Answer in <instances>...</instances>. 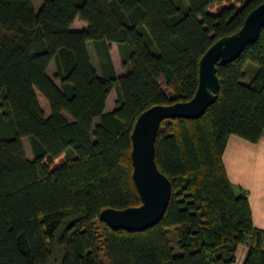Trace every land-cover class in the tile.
I'll return each mask as SVG.
<instances>
[{"label": "trees", "instance_id": "trees-1", "mask_svg": "<svg viewBox=\"0 0 264 264\" xmlns=\"http://www.w3.org/2000/svg\"><path fill=\"white\" fill-rule=\"evenodd\" d=\"M263 1L43 0L36 10L33 0H0V264H233L243 243V264H264V229L223 161L230 134L255 142L264 132V26L217 63L220 89L203 115L162 121L156 161L172 182L162 219L130 231L99 217L142 203L131 157L138 115L191 99L203 53ZM77 16L85 28H72ZM89 39L129 44L126 72L107 46L98 73ZM248 61L257 66L245 82ZM113 88L117 106L105 111Z\"/></svg>", "mask_w": 264, "mask_h": 264}, {"label": "water", "instance_id": "water-1", "mask_svg": "<svg viewBox=\"0 0 264 264\" xmlns=\"http://www.w3.org/2000/svg\"><path fill=\"white\" fill-rule=\"evenodd\" d=\"M264 26V1L253 8L235 32L213 42L199 61V83L193 97L186 101L155 104L142 111L133 126V179L142 203L125 208L105 207L99 217L112 228L144 230L162 219L172 194V182L156 161V138L165 119L198 118L215 101L220 89L217 63L235 60L245 47L255 42Z\"/></svg>", "mask_w": 264, "mask_h": 264}, {"label": "crops", "instance_id": "crops-1", "mask_svg": "<svg viewBox=\"0 0 264 264\" xmlns=\"http://www.w3.org/2000/svg\"><path fill=\"white\" fill-rule=\"evenodd\" d=\"M182 1L187 5L186 0ZM42 3L40 2L38 5L34 3L36 10L40 8ZM216 7L217 4L213 9ZM87 25L86 20L77 16L72 24V28L80 30ZM106 44L109 46V54L116 73L118 75L124 74L127 70V67L124 65L125 57L130 54L131 46L127 43H118L113 40L108 41ZM107 46L102 40L95 41L89 39L87 41L91 62L100 74L103 73ZM48 73L52 77L55 76L56 64L54 61L50 63ZM117 101V93L115 88H113L107 98L105 111L115 109ZM97 118L99 117H95L94 121ZM25 138L28 137H23V144ZM32 155L31 159L34 158L33 152ZM223 161L235 191L240 192L241 189L247 191L255 226L264 229V132L255 142L234 133L230 134L223 153ZM240 245L236 251V258L238 252L241 253L242 258H245L248 246L245 245L239 248Z\"/></svg>", "mask_w": 264, "mask_h": 264}, {"label": "rangeland", "instance_id": "rangeland-1", "mask_svg": "<svg viewBox=\"0 0 264 264\" xmlns=\"http://www.w3.org/2000/svg\"><path fill=\"white\" fill-rule=\"evenodd\" d=\"M33 1H34V3H36V5H38L40 2L41 3L43 2V0H33ZM254 65H255V67L257 66V64L254 63L253 61H248L246 63V65H245V77H244V81L245 82L250 81V79L252 78V76H253L252 74L254 72ZM162 85L166 88V91H167L168 96L172 97V96H174L176 94L175 90L173 88H171V87H167L166 86V83L164 81H162ZM65 115L67 116V118H70L71 119V117L68 114H65ZM99 121H100V118H97L94 121L93 125H96ZM24 148H25V152H26L27 157L31 159V157L33 155H32L31 144H30V141H29L28 138H25L24 139ZM65 158H66L65 157V154H63V155L59 156L58 158H56L54 163H56V164L57 163H60ZM67 221H70V219L67 220ZM96 221H97V223H99V221L97 219H96ZM245 245L248 246L246 243H243V244L240 245L239 248H241L242 246H245ZM57 252H58V249L56 250L55 254ZM246 255H247V253H246ZM56 260L57 259L54 258V260H52L51 264H56L57 263ZM244 260H245V258H242L241 253L238 252L237 258H236V260H235V262L233 264H243ZM103 261H104V264H109L108 260L105 257L103 258Z\"/></svg>", "mask_w": 264, "mask_h": 264}]
</instances>
